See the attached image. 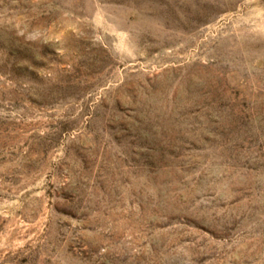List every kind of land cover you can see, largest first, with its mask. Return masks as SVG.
Instances as JSON below:
<instances>
[{
  "label": "rangeland",
  "instance_id": "374dc122",
  "mask_svg": "<svg viewBox=\"0 0 264 264\" xmlns=\"http://www.w3.org/2000/svg\"><path fill=\"white\" fill-rule=\"evenodd\" d=\"M0 264H264V0H0Z\"/></svg>",
  "mask_w": 264,
  "mask_h": 264
}]
</instances>
